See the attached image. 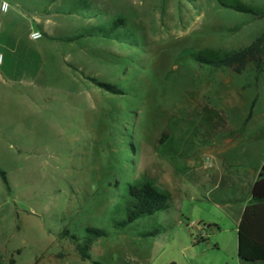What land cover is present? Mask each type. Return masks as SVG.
Listing matches in <instances>:
<instances>
[{
    "label": "rangeland",
    "instance_id": "rangeland-1",
    "mask_svg": "<svg viewBox=\"0 0 264 264\" xmlns=\"http://www.w3.org/2000/svg\"><path fill=\"white\" fill-rule=\"evenodd\" d=\"M55 5L70 12L48 28L57 44L64 38L65 57L48 55L44 77L70 93L38 95L32 123L0 138V170L11 190L0 181V264H239L241 207L227 201L245 194L214 181L206 160L214 169L225 156L254 170L264 161V68L212 71L195 57L217 61L249 46L264 20L225 6L264 12V0ZM114 23L112 36L98 34ZM16 111L0 93L1 129H17L12 120L25 113ZM164 130L168 138L157 146ZM145 184L167 195L165 208L116 232L132 201L129 187ZM89 228L109 237L82 262L60 235L83 238Z\"/></svg>",
    "mask_w": 264,
    "mask_h": 264
},
{
    "label": "crops",
    "instance_id": "crops-1",
    "mask_svg": "<svg viewBox=\"0 0 264 264\" xmlns=\"http://www.w3.org/2000/svg\"><path fill=\"white\" fill-rule=\"evenodd\" d=\"M1 1L8 3L10 8L7 13L0 11V56L2 57L0 93L9 96V101L12 100L14 109L18 110L16 112L22 113L23 111L25 113L24 116L20 115L12 120L17 125L14 132L0 128V138L5 139L17 132L20 133L18 128L23 123H32L31 111L33 107H37L38 95L41 101H46L49 98L48 95L53 92H62L69 96L70 92L54 89L50 76H44L46 74L45 59L48 55L51 58L56 55L61 60L65 57L64 49L60 47L64 38L59 39L60 43L57 44L54 40L55 34L49 32L48 28L54 20H57L58 16H70V12L68 8L62 10L56 6L58 0H0V4ZM33 33H40L42 38L36 41L32 40L30 35ZM67 67L71 73L77 69L71 65H67ZM76 71L81 72L78 69ZM83 78L85 79L84 74ZM83 82L85 81L83 80ZM83 87L82 89H85L87 86ZM80 89H76V91L78 92ZM45 107L39 106V110L42 109L43 111ZM1 121H3L2 118H0ZM234 150L236 149L233 148L232 152ZM240 151L244 153L242 149ZM212 152L220 153L217 150ZM226 152L229 154L230 150L226 149L224 153ZM217 161L218 166H214V169H212V161L210 163V177L214 181L223 178L232 187H235L236 191L237 189L244 191V198L236 197L232 201H227L230 204L240 205V221L242 212L251 199V189L258 178L264 161L255 170L246 162H234L225 156L217 159Z\"/></svg>",
    "mask_w": 264,
    "mask_h": 264
},
{
    "label": "trees",
    "instance_id": "trees-1",
    "mask_svg": "<svg viewBox=\"0 0 264 264\" xmlns=\"http://www.w3.org/2000/svg\"><path fill=\"white\" fill-rule=\"evenodd\" d=\"M225 7L264 20V12H255L241 6L226 5ZM117 25L118 23H114L108 32L99 31L98 34L101 37L109 38L116 31ZM80 38H83V36L69 39L68 42ZM195 63L200 68L209 67L212 71L230 70L235 74H241L250 65L255 71L262 72L264 68V32L253 40L249 46L228 54L220 60L213 61L203 57H195ZM86 79L109 94L122 95V92L114 86L100 83L94 79ZM168 135V130H164L157 146L164 144ZM0 181L10 193L6 173L2 170H0ZM128 192L132 201L127 205L126 218L115 225L116 232L124 230L141 218L151 217L163 210L168 198L165 193L160 192L151 184L131 186ZM60 237L67 238L70 241L82 262H91V247L97 240L108 238L109 234L104 230L89 228L83 238L71 234L68 230L63 231ZM237 256L239 264H264V163L251 189V199L246 204L238 224Z\"/></svg>",
    "mask_w": 264,
    "mask_h": 264
},
{
    "label": "built area",
    "instance_id": "built-area-1",
    "mask_svg": "<svg viewBox=\"0 0 264 264\" xmlns=\"http://www.w3.org/2000/svg\"><path fill=\"white\" fill-rule=\"evenodd\" d=\"M9 8L10 7H9V4L8 3L4 2V1H1V4H0V11H1V13H7L8 10H9ZM30 37L34 41L39 40V39L42 38V36H41L40 33H33V34L30 35ZM1 61H2V57L0 56V63H1ZM206 161H207L208 165H210L209 158H207Z\"/></svg>",
    "mask_w": 264,
    "mask_h": 264
}]
</instances>
